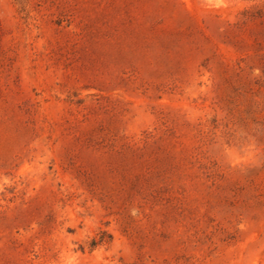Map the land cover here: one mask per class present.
<instances>
[{"label":"rangeland","instance_id":"rangeland-1","mask_svg":"<svg viewBox=\"0 0 264 264\" xmlns=\"http://www.w3.org/2000/svg\"><path fill=\"white\" fill-rule=\"evenodd\" d=\"M0 264H264V0H0Z\"/></svg>","mask_w":264,"mask_h":264}]
</instances>
